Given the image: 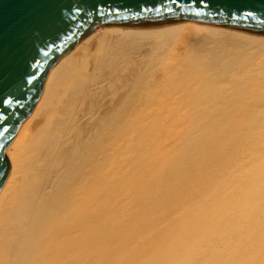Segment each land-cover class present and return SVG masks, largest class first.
Here are the masks:
<instances>
[{"label":"bare ground","instance_id":"bare-ground-1","mask_svg":"<svg viewBox=\"0 0 264 264\" xmlns=\"http://www.w3.org/2000/svg\"><path fill=\"white\" fill-rule=\"evenodd\" d=\"M3 152L0 264H264V34L95 24Z\"/></svg>","mask_w":264,"mask_h":264},{"label":"water","instance_id":"water-1","mask_svg":"<svg viewBox=\"0 0 264 264\" xmlns=\"http://www.w3.org/2000/svg\"><path fill=\"white\" fill-rule=\"evenodd\" d=\"M196 21L264 34V0H0V189L3 149L35 105L49 69L95 24Z\"/></svg>","mask_w":264,"mask_h":264}]
</instances>
